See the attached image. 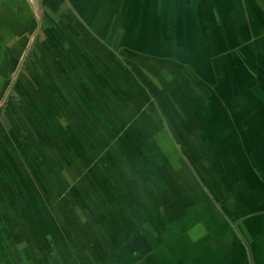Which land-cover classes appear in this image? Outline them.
<instances>
[{
    "label": "crops",
    "instance_id": "crops-1",
    "mask_svg": "<svg viewBox=\"0 0 264 264\" xmlns=\"http://www.w3.org/2000/svg\"><path fill=\"white\" fill-rule=\"evenodd\" d=\"M38 1L0 0V264H131L138 232L145 264H264L247 179L264 151V0ZM121 46L140 59L123 64ZM89 105H122L148 143L128 151L156 160H121ZM32 152L45 158L26 166Z\"/></svg>",
    "mask_w": 264,
    "mask_h": 264
},
{
    "label": "rangeland",
    "instance_id": "rangeland-1",
    "mask_svg": "<svg viewBox=\"0 0 264 264\" xmlns=\"http://www.w3.org/2000/svg\"><path fill=\"white\" fill-rule=\"evenodd\" d=\"M37 6L39 7V1L37 3ZM36 10H38V9H36ZM134 51H135V53H134ZM129 54H131V56ZM118 55H119V59L122 61L123 64L129 65V63H128L129 58L131 60H134L133 57H135V59L139 60L140 59L139 56L141 55V52L139 51V49H129V47H127V46H121L119 48ZM11 91H12V89H11ZM88 107L90 109H92L91 112H92V114L94 113L93 116L95 118L99 119L97 121V124H99V127L101 128V130L104 129V133H107V129H109V132H110L109 137L112 138L114 144H117L120 146L119 153H120V156H122L121 160H126V161L130 160V161H132V162L134 161L136 163H145V162L147 163L148 162L149 164L151 162H154V160H156L155 155H152L153 153H150V152H144V153H142V156L138 155L137 157H135L134 154H131L128 151V150H133L132 148L134 145L135 146L136 145L142 146L144 144L147 147L148 143L145 144L144 141L140 140V138H135V137L130 138V136L128 137L127 134H128V132H130L129 128H131V127H129V124H130L129 119H128L129 117H125L123 115L124 112L122 113V110H123L122 105H120L119 107L117 105H115L114 107L111 106V108H107L104 105H99V106L98 105H89ZM127 107H129V106H127ZM117 108H119V110ZM107 109L109 110V112L107 111ZM103 110H104V112L106 111L105 116L101 114L103 112ZM119 122L122 123L121 131L118 129H115V131H113L116 124H118ZM113 132H116V133L119 132V134L116 135ZM114 134H115V136H113ZM77 139L82 140L80 137H77ZM151 139H152V143L159 146L160 152H161V147L163 149L165 148V152L163 153V155L166 157V159H168L169 161H173L174 163L176 162L177 155H176L175 150L172 147H168V148L165 147L166 143L168 141V139L166 137L158 136V137H153ZM170 139L175 142V138H173V139L170 138ZM91 140L94 142H91ZM99 140H100V137H97V136L94 138H92V137L89 138V142L91 144H94L96 141L99 142ZM70 141H72V140L70 139ZM218 144H219V142H218ZM90 148L91 147H89V149ZM263 148H264V146H263ZM80 155L81 154H79L76 150L75 151L73 150V152L71 154H69V156H71V158L75 161H79L81 159H87L91 162H94L95 160H104V159L107 160L108 155H110V157H109L110 160H112L113 157H116V156H113V154H109V153L108 154H102L99 152L94 153L92 150L89 151L88 154H82V158ZM157 155H158V157H160V153H158ZM40 157H44L43 153H33V152L32 153H26L25 154V165L27 166V161L35 162L37 160V158H40ZM60 157H61V155L57 154V158L60 159ZM63 159L64 158L62 157L61 160H63ZM229 163L230 162L229 161L227 162V160L225 158V154H223V153L221 154L220 152H218V154H217V164H218L217 165V171L218 172L219 171L220 172L226 171L230 177L231 176L234 177L235 174L237 173V169L233 168L231 166V164H229ZM248 163H247L248 164L247 165V170H248L247 176L249 178H247V179L249 182V189L251 190L252 188H255V187L258 188L259 193L257 195V199L261 200V202H259V207L264 208V151H261L258 153H250ZM44 164L47 165L48 163L46 162ZM231 168H233V170H231ZM8 169H9V173H10L9 175L11 177H13L12 180L17 181V178H14L15 170H13L11 167H9ZM40 171L42 172L40 174L41 176H48V174L50 172V168H47L45 166ZM19 172L21 173V171H19ZM24 173H25V179L24 180H26L30 176H33V174H34L27 167L25 168ZM93 177H94V175H93ZM256 178H258L259 182L262 185H260V183L256 181ZM252 180H255L256 183L255 182L252 183L251 182ZM234 187H236V186L233 185V188ZM262 198H263V200H262ZM121 202H122V205L126 204V203H124L125 201H121ZM249 204L251 205V202ZM256 209H258V207L250 208L249 213L253 210H256ZM146 236L150 237L149 234H145L144 232H140V233L138 232V234H137V242H138L137 245L138 246H137V250H136L137 251V258L131 264H145V255L148 252V250H146V248L144 247ZM149 237H148V239H149ZM153 239L155 241L159 240L160 239V233H154ZM160 251H161L160 249L155 250L156 256H158V257L160 256ZM122 252H123V250H122ZM151 253H152L151 251L148 252L149 255Z\"/></svg>",
    "mask_w": 264,
    "mask_h": 264
},
{
    "label": "water",
    "instance_id": "water-1",
    "mask_svg": "<svg viewBox=\"0 0 264 264\" xmlns=\"http://www.w3.org/2000/svg\"><path fill=\"white\" fill-rule=\"evenodd\" d=\"M33 4L37 6L38 0H32Z\"/></svg>",
    "mask_w": 264,
    "mask_h": 264
}]
</instances>
